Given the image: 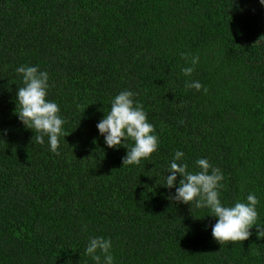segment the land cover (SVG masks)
Returning <instances> with one entry per match:
<instances>
[{"label": "trees", "instance_id": "16d2710c", "mask_svg": "<svg viewBox=\"0 0 264 264\" xmlns=\"http://www.w3.org/2000/svg\"><path fill=\"white\" fill-rule=\"evenodd\" d=\"M21 65L50 75L59 154L16 115ZM122 90L159 136L139 164L124 165L128 149L109 148L96 127ZM0 130V264H95L92 236L111 238L116 264H264L256 228L221 244L216 218L163 186L176 150L190 171L206 157L223 171L222 200L256 193L264 224L260 0H0Z\"/></svg>", "mask_w": 264, "mask_h": 264}, {"label": "clouds", "instance_id": "9594fccd", "mask_svg": "<svg viewBox=\"0 0 264 264\" xmlns=\"http://www.w3.org/2000/svg\"><path fill=\"white\" fill-rule=\"evenodd\" d=\"M264 5V0H260ZM187 59V58H186ZM199 56L190 59V66L182 69L186 77H191ZM15 71L22 76L23 86L16 92V115L27 129L35 132V140L47 144L50 151L59 154L60 138L64 135L65 120L60 115V106L48 98V71L41 70L38 65H21ZM186 88L207 91L198 80H187ZM136 94L131 90H122L110 101V108L99 120L96 127L109 148L124 146L128 149L124 157V165L139 164L142 159L150 157L158 150L159 136L155 125L149 122L148 114L142 104L134 99ZM7 130H0L6 132ZM131 139L134 143L128 145ZM185 153L176 150L169 161L165 183L168 189H175L168 194L169 200L176 203L190 204L199 209H207L216 222L211 225L213 238L223 244L227 241H245L256 228L257 235L264 238V224L258 223L257 206L260 200L256 193L250 192L246 200H237L228 204L221 198L224 187V174L219 167H214L208 158L195 161V169L189 170L184 162ZM170 173V174H168ZM179 178V183L177 181ZM86 228V226H85ZM113 241L104 236L89 238L85 253L95 264H116L113 254Z\"/></svg>", "mask_w": 264, "mask_h": 264}]
</instances>
